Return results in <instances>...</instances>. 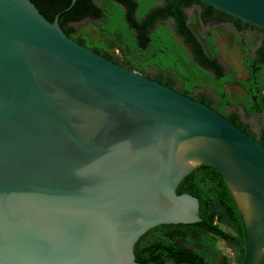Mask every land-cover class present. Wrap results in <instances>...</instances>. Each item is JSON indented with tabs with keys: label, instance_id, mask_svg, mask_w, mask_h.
<instances>
[{
	"label": "water",
	"instance_id": "obj_1",
	"mask_svg": "<svg viewBox=\"0 0 264 264\" xmlns=\"http://www.w3.org/2000/svg\"><path fill=\"white\" fill-rule=\"evenodd\" d=\"M197 1L264 31V0ZM202 164L242 218L240 264H263L264 146L69 38L30 0H0V264H139L134 245L153 228L203 223L198 200L177 194Z\"/></svg>",
	"mask_w": 264,
	"mask_h": 264
},
{
	"label": "trees",
	"instance_id": "obj_2",
	"mask_svg": "<svg viewBox=\"0 0 264 264\" xmlns=\"http://www.w3.org/2000/svg\"><path fill=\"white\" fill-rule=\"evenodd\" d=\"M30 1L48 21H54L57 16L58 26L69 38H73L74 33L71 23L85 19L95 21L99 36L115 39L125 57L130 53L126 66L132 71H145L148 66L157 70H170L180 78L186 95L195 87L212 89L218 95L217 111L221 114L228 105L235 103L243 105L246 118L264 111L263 95L257 97V106L249 96L243 101L226 96L222 86L235 82L234 71L225 74L217 63L213 32L206 36L209 52L205 51L189 27L185 9L198 5L199 18L203 23L230 21L237 30L259 29L200 1L167 0L159 7L156 6L159 0H76L73 4L72 0ZM168 18L175 22L176 36L164 24ZM259 31L264 34V31ZM83 36L89 40L86 34ZM177 36L182 38L193 60L189 59L178 43ZM101 44L100 41L92 43L97 53ZM257 55L258 59L253 61L244 57V67L250 81L235 82L245 89L255 85H258L259 90L264 89V74L260 75L264 68L258 65L264 63V40ZM103 56L112 59L105 54ZM203 68L213 74L203 72ZM208 104L211 106L209 101ZM228 120L235 125L240 122L236 113L231 114ZM259 143L264 146V129L259 133ZM182 193L190 194L198 200L199 217L203 223L153 228L134 245L135 260L139 264H212L222 255L216 246L217 241H222L232 250L235 263L240 264L246 242L244 225L222 175L210 165L202 164L180 182L177 194ZM216 222L227 226L232 233L220 229Z\"/></svg>",
	"mask_w": 264,
	"mask_h": 264
},
{
	"label": "rangeland",
	"instance_id": "obj_3",
	"mask_svg": "<svg viewBox=\"0 0 264 264\" xmlns=\"http://www.w3.org/2000/svg\"><path fill=\"white\" fill-rule=\"evenodd\" d=\"M199 11L200 7L198 5H194L185 9L187 22L192 32L204 46L207 53L209 50L206 45V36L209 34V32H213V39L216 43L217 49L216 57L218 58L219 62L226 69V71H234L233 79L235 82L246 80L248 76L244 67V54H248L250 58L255 56L260 45V40L263 38V34L259 30L252 28L245 29L243 32L238 33V31L233 28V24L230 21L224 22L223 26H219V22L216 20L203 23L200 21ZM95 25V21L91 22L90 20H86L81 23L74 24L73 27L77 30L81 29L83 34H86L91 42L97 43L100 41L102 43L101 47L104 46L109 49L111 53H114V55H116V57H118V59L124 63L125 61L123 54L119 52L118 44L115 42V39L113 40L110 37L107 38L99 36L97 27ZM171 26H173L172 23ZM137 73L150 77L157 75V72L154 69H146L145 71H138ZM242 73H245V75H242ZM169 79L176 88H180L181 82L178 77L173 76L171 78L169 77ZM235 82L222 86L228 98L236 99L239 95V92L241 91L239 87L240 85ZM262 95L264 96V92ZM192 96L197 98L199 96H204L208 99L213 108H217L219 106L215 91H210V89L194 90ZM236 100L243 101L238 98ZM231 106V108L226 109V111H224L222 114L229 115L236 113L239 116L240 121L246 125L251 134L257 138L260 131L264 129V111L260 114H253L251 115L252 117L250 116L251 118L248 117L247 120H243L239 114L240 104L235 103ZM216 224L223 231L232 233L227 226L219 222H216ZM216 246L221 251L222 255L217 257L212 264H236L232 250L228 248L224 242L217 241Z\"/></svg>",
	"mask_w": 264,
	"mask_h": 264
},
{
	"label": "flooded vegetation",
	"instance_id": "obj_4",
	"mask_svg": "<svg viewBox=\"0 0 264 264\" xmlns=\"http://www.w3.org/2000/svg\"><path fill=\"white\" fill-rule=\"evenodd\" d=\"M166 1H167V0H159L156 6H158V7H159V6H163V5L165 4ZM199 12H200V11H199ZM185 14H186V13H185ZM86 20H88V19H85V20H83V21H86ZM83 21H81V22H83ZM81 22H78V23H81ZM171 23L173 24V26H171ZM74 24H76V23H71L70 25L73 26ZM164 24H165V25H168L170 31L172 32V34L176 36V34H175V22H174L171 18H168V19H166V21H165ZM223 24H224V22H219L218 25H219V26H223ZM232 24H233V23H232ZM234 26H235V25L233 24V28H234L236 31H238V33H241V32L244 31V30H237ZM73 28H74V27H73ZM83 35H85V34H83V32H82L81 29H78V30H77V29L74 28V33H73V36H72L73 38H71V39H73L74 41L78 42L79 44H81V45H83V46H85V47H87V48H89V49H91V50H93L94 52L97 53V51L95 50V47H92V43H94V42H91L90 40H87V38L84 37ZM176 39H177L178 43H179V44L183 47V49L185 50V52H186L187 56L189 57V59H190V60H193V56H192L190 50L184 45L182 38H180V37L177 36ZM213 40H214V39H213ZM263 40H264V34H263V38L260 40V45H259V47L261 46V42H262ZM214 42H215V41H214ZM259 47H258V49H259ZM258 49H257V52H256V54H255L254 57H251V58H250V57L248 56V54H246V53L244 54V57H249L252 61L258 59V55H257V54H258ZM118 50H119V52L122 53V51H121L119 48H118ZM119 52H118V53H119ZM244 52H246V51H244ZM98 54H100V55H102V56H103V54H105V55H107V57H112V59H110V61H112V62H114V63H116V64H118V65H120V66H123V67H125V68H127V66H126V62L128 61V58H130V54H127L126 57L123 55V58H124V61H125V62L123 63V62H121V61L118 59V57H116V55H114V53H111L110 50L107 49V48L104 47V46L100 48ZM122 54H123V53H122ZM215 57H216V56H215ZM108 60H109V59H108ZM216 60H217V63L222 67V69H223V71H224L225 74L228 73V72H230V71H226V69L222 66V64L219 62V60H218L217 57H216ZM258 65H259L260 67L264 68V63H260V64H258ZM127 69H128V68H127ZM146 69H154V68L151 67V66H148ZM129 70H130V69H129ZM154 70L157 72V75H156L157 78L150 77V76H147V75H143V76H145V77H147V78H150V79H152V80H154V81H156V82H159V83H161V84H163V85H165V86H167V87H169V88H171V89H173V90H175V91H177V92H179V93H181V94H183V95H185V96L191 97V98H193V99H195V100H197V101H199V102H202V103H204V104L207 105V106H210V105L208 104V101H207L208 99H207L206 97H204V96H199V97L197 98V97L192 96V93H193L194 90H204V89H209V88H207V87H195V88H193V89L191 90V92H189V93L186 95V94L184 93V92H185V90H184V85H183V83L181 82L180 78H178V79L180 80V82H181V86H180V88H176V87L173 85V83L170 81L169 77L171 78V77H173V76H176L174 73H172V71L167 70V69H160V70L154 69ZM202 71L205 72V73H208L209 75H210V74H213L212 71L207 70V69H205V68H203ZM225 74H224V76H225ZM263 74H264V71L262 70V72H261L260 75L262 76ZM242 75H245V73H242ZM247 76H248V78H247L246 80H244V81L248 83V82L250 81V78H249V74H248V72H247ZM176 77H177V76H176ZM225 85H227V84H224V86H225ZM239 87H240L241 91L239 92V95L237 96V98L240 99V100H244L245 98H247V97L249 96L250 98H252V100H253V102H254V105L257 106V97L263 94L264 89L259 90V89H258V85H255L254 87H250V88H248V89H245L244 86H239ZM210 91H213V90L210 89ZM216 95H217V94H216ZM237 98H236V99H237ZM217 100H218V95H217ZM210 107L213 108L212 106H210ZM231 107H232L231 105H228L226 109L231 108ZM213 109H215V110L217 111V108H213ZM224 111H226V110H224ZM217 112H218V111H217ZM220 114H221V113H220ZM239 114H240V116H241V118H242L243 120H247V118L245 117L246 112H245L244 107H243L242 104H240V111H239ZM222 115L225 116L227 119L231 117V114H229V115H224V114H222ZM254 115H256V114H254ZM251 117H252V116H251ZM251 117H249V118H251ZM237 126H238L239 128H241L243 131H245L247 134L251 135V136H252L253 138H255L257 141H259V136H258L257 138L254 137V136L251 134V132L248 130L247 126L244 125L241 121L238 122Z\"/></svg>",
	"mask_w": 264,
	"mask_h": 264
}]
</instances>
